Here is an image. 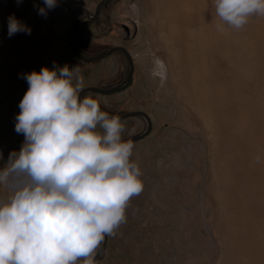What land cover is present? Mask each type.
<instances>
[{"label":"rangeland","instance_id":"374dc122","mask_svg":"<svg viewBox=\"0 0 264 264\" xmlns=\"http://www.w3.org/2000/svg\"><path fill=\"white\" fill-rule=\"evenodd\" d=\"M0 0V167L19 151L23 74L79 65L101 110L145 112L133 141L143 192L96 264H264V17L218 31L214 0ZM14 15L31 34L8 36ZM123 139L147 119L122 118ZM259 157V162H257Z\"/></svg>","mask_w":264,"mask_h":264},{"label":"clouds","instance_id":"9594fccd","mask_svg":"<svg viewBox=\"0 0 264 264\" xmlns=\"http://www.w3.org/2000/svg\"><path fill=\"white\" fill-rule=\"evenodd\" d=\"M44 5L34 6L46 17L58 0ZM214 8L218 31L264 17V0H214ZM17 33L31 28L11 15L8 36ZM22 78L28 88L15 131L24 141L0 167V264H96L105 238L126 222L130 201L144 189L135 145L123 139L120 116L82 95L78 64L54 62Z\"/></svg>","mask_w":264,"mask_h":264},{"label":"water","instance_id":"95a60500","mask_svg":"<svg viewBox=\"0 0 264 264\" xmlns=\"http://www.w3.org/2000/svg\"><path fill=\"white\" fill-rule=\"evenodd\" d=\"M105 1H107V0H102V1L99 3V5H98V7H97V9H96V13H98L99 9L101 8L102 4H103ZM81 10H85L86 12H88V10H87L86 8H81V9H79V10L77 11V13H76V15H75V18H74V21H73V24H72V33H71L72 45H73V48H74V50H75L77 56L80 57L81 59L85 60V61H94V60H97V59L104 58V57L110 55V54H111L112 52H114V51H117V50H118V51H123V52L125 53L127 59H128L129 64H130V74H129V77H128V79L126 80L125 83H123V84H121V85H119V86H116L115 88H111V89L113 90V89H120V88H122V87L127 83V81H129V80L131 79V77H132V75H133V72H134V61H133V58H132L130 52H129L125 47H123V46H115V47L110 48L109 50H107V51L104 52L103 54H100V55H98V56H96V57H93V58H85L84 56H82V55L76 50V46H75V43H74V27H75V24H76V21H77V18H78V13H79ZM111 89H105V90H103V89H100V88H97V87H88V88H85V89H84V92L82 93V95H83L86 91H88V90H94V91H99V92H106V91H109V90H111ZM135 113H137L138 115H142V116H144V117L147 119V121H148V128H147V130H146L143 134H140V135H138V136H130V137H126V138H124V140H129V139H131L132 141H136V140H139V139H142L143 137H145V136L151 131V129H152V120H151L150 116H149L147 113H145V112L121 113V114H110V113H109L110 115H118V116H120L121 118L128 117V116H130L131 114H135ZM106 241H107V237L105 238V241H104V243H103V245H102V251L97 255L96 259H97L98 256H99V255L105 250V247H106Z\"/></svg>","mask_w":264,"mask_h":264},{"label":"flooded vegetation","instance_id":"af4514ba","mask_svg":"<svg viewBox=\"0 0 264 264\" xmlns=\"http://www.w3.org/2000/svg\"><path fill=\"white\" fill-rule=\"evenodd\" d=\"M84 11H85V10H84ZM99 11H100V9H99ZM99 11H98V13L95 12V16H94V17H97V16H98ZM87 14H88L89 17H91L90 12H88ZM70 37H71V36H70ZM74 43H75V37H74ZM71 45H72V39H71ZM75 45H76V44H75ZM72 47H73V45H72ZM114 47H115V46H114ZM111 48H112V47H111ZM108 50H109V49H108ZM127 50H128V49H127ZM122 52H123V51H122ZM123 53H124V52H123ZM80 54H81V53H80ZM81 55H82V54H81ZM124 55H125V53H124ZM82 56H83V55H82ZM125 56H126V55H125ZM84 57H85V58H89V57H86V56H84ZM126 58H127V57H126ZM129 74H130V72H129ZM129 74H128V77H129ZM128 77H127V79H128ZM127 79H126V80H127ZM125 82H126V81H125ZM125 82H123V83H125ZM128 82H129V81H127V83H126L123 87H125V86L128 84ZM123 83H121V84H123ZM121 84H119V85H121ZM119 85H117V86H119ZM115 87H116V86H113V87H111V88H115ZM123 87H122V88H123ZM97 88H98V87H97ZM111 88H107V89H111ZM122 88H120V89H113V90H121ZM100 89H101V88H100ZM113 90L111 89V90H109V91H113ZM83 95H84V94H83ZM108 113H110V112H108ZM110 114H114V113H110ZM101 254H102V253H101ZM101 254H100V255H101ZM100 255H99V256H100ZM99 256H98V258H99ZM98 258H97V259H98ZM97 259H96V260H97Z\"/></svg>","mask_w":264,"mask_h":264}]
</instances>
